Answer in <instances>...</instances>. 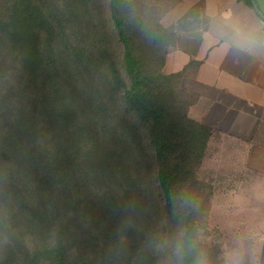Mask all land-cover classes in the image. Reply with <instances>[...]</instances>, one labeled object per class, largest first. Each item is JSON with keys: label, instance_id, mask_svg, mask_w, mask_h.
I'll use <instances>...</instances> for the list:
<instances>
[{"label": "trees", "instance_id": "trees-1", "mask_svg": "<svg viewBox=\"0 0 264 264\" xmlns=\"http://www.w3.org/2000/svg\"><path fill=\"white\" fill-rule=\"evenodd\" d=\"M178 40L138 0H0V264H106L129 198L147 226L183 192L203 226L213 129L189 117L197 64L165 71Z\"/></svg>", "mask_w": 264, "mask_h": 264}, {"label": "clouds", "instance_id": "clouds-1", "mask_svg": "<svg viewBox=\"0 0 264 264\" xmlns=\"http://www.w3.org/2000/svg\"><path fill=\"white\" fill-rule=\"evenodd\" d=\"M191 33L219 45L233 57L264 56V0L249 5L217 6L175 17ZM7 174L8 168H0ZM6 178V177H5ZM169 220L143 224L144 210L136 198L113 209L116 224L105 252L106 264H264V221L230 226L213 246L195 219V202L183 192L172 195ZM218 247V251L216 248Z\"/></svg>", "mask_w": 264, "mask_h": 264}, {"label": "crops", "instance_id": "crops-1", "mask_svg": "<svg viewBox=\"0 0 264 264\" xmlns=\"http://www.w3.org/2000/svg\"><path fill=\"white\" fill-rule=\"evenodd\" d=\"M251 0H236L238 6ZM232 0H177L172 7V25L179 36L177 47L167 56L165 71L175 74L191 62L197 64L182 80L197 96L190 108L192 119L213 129L208 149L215 138L232 148L235 170L241 186H264V56L233 57L217 44L191 33L175 17L217 6ZM207 149V151H208ZM232 160L228 165H230Z\"/></svg>", "mask_w": 264, "mask_h": 264}, {"label": "rangeland", "instance_id": "rangeland-1", "mask_svg": "<svg viewBox=\"0 0 264 264\" xmlns=\"http://www.w3.org/2000/svg\"><path fill=\"white\" fill-rule=\"evenodd\" d=\"M138 1L143 5L148 22H158L163 27L175 31L171 24L173 21L171 9L177 4V0ZM175 47L177 44L170 48L169 52ZM182 87L188 90L183 83ZM190 92L197 101V96ZM221 143L220 139L215 138L197 171L201 189L209 197L210 204V211L202 227L206 230V235L212 238L214 247L215 242L227 235L230 226L243 227L248 223L264 221V186L257 187L256 193L252 192L254 190L252 186H241L237 178L238 172L235 170V158L227 153L232 148L224 151L226 148L223 150L220 147ZM222 144L226 146L225 141ZM231 160V164L228 165Z\"/></svg>", "mask_w": 264, "mask_h": 264}]
</instances>
